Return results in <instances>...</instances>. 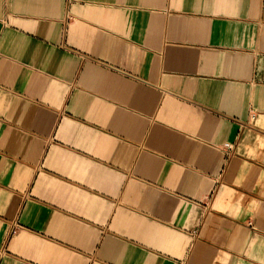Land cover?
Here are the masks:
<instances>
[{"label": "crops", "instance_id": "obj_1", "mask_svg": "<svg viewBox=\"0 0 264 264\" xmlns=\"http://www.w3.org/2000/svg\"><path fill=\"white\" fill-rule=\"evenodd\" d=\"M0 264H264V0H0Z\"/></svg>", "mask_w": 264, "mask_h": 264}, {"label": "built area", "instance_id": "obj_2", "mask_svg": "<svg viewBox=\"0 0 264 264\" xmlns=\"http://www.w3.org/2000/svg\"><path fill=\"white\" fill-rule=\"evenodd\" d=\"M252 116L254 117V113L252 114ZM226 146H227V147H230V145H229V144H227Z\"/></svg>", "mask_w": 264, "mask_h": 264}]
</instances>
